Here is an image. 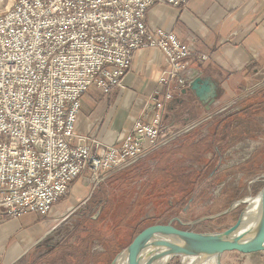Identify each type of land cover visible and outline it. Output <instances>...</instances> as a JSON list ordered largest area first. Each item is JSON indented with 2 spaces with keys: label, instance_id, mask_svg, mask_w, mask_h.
Listing matches in <instances>:
<instances>
[{
  "label": "built area",
  "instance_id": "built-area-1",
  "mask_svg": "<svg viewBox=\"0 0 264 264\" xmlns=\"http://www.w3.org/2000/svg\"><path fill=\"white\" fill-rule=\"evenodd\" d=\"M187 2L15 0L0 14V223L48 213L79 177L87 173L99 183L194 128L174 130L165 114L190 87L185 62L199 55L145 22L156 3ZM149 47L168 63L158 78L166 91L155 99L151 120L140 117L119 144L77 134L82 96L93 85L106 93L122 86L133 54Z\"/></svg>",
  "mask_w": 264,
  "mask_h": 264
},
{
  "label": "crops",
  "instance_id": "crops-1",
  "mask_svg": "<svg viewBox=\"0 0 264 264\" xmlns=\"http://www.w3.org/2000/svg\"><path fill=\"white\" fill-rule=\"evenodd\" d=\"M145 22L152 29L176 34L195 49L199 56L185 62V74L193 77L191 82L196 77H210L218 85V97L210 110L189 88L167 104L165 117L174 130L188 124L197 127L195 133L211 131L201 142L189 144L199 148L196 161L203 160L207 151L221 155L234 142L251 138L257 130L252 116L264 106V0H188L181 7L156 3L147 11ZM200 55H206L207 59ZM167 67L166 57L159 48L136 51L122 86H113L106 93L93 85L82 96L77 134L105 145L119 144L140 117L151 120L157 112L153 109L154 101L163 98L166 91L158 78ZM156 156L159 158L160 154ZM161 156L165 161L156 179L153 184L145 183L148 205L163 209L169 201L167 205L173 210L186 200L191 203L206 184V180H197L207 172L191 167L185 160L189 157L186 153L171 151ZM220 162L221 156L218 166L208 173V179L216 177ZM81 177L89 180L87 173ZM77 181L69 188L66 200L62 199L67 194L48 213L26 212L0 223V264H13L22 258L30 243L49 231L52 220L67 214L71 209L68 200L79 191ZM196 184L190 196L191 191L185 188ZM120 190L125 191L122 187ZM141 222L137 221L136 227ZM153 225L157 224L149 226Z\"/></svg>",
  "mask_w": 264,
  "mask_h": 264
},
{
  "label": "rangeland",
  "instance_id": "rangeland-1",
  "mask_svg": "<svg viewBox=\"0 0 264 264\" xmlns=\"http://www.w3.org/2000/svg\"><path fill=\"white\" fill-rule=\"evenodd\" d=\"M14 1L0 0V14ZM240 106L243 108L241 103ZM260 108L262 110L252 116L257 127L255 134L234 142L221 155L207 151L203 160L196 161L199 148L189 144L201 142L211 135V131L195 133L197 127H194L176 137L173 134L168 143L99 183L79 177L76 183L79 191L68 200L71 209L64 217L52 220L49 231L41 239L31 242L25 255L13 264H112L116 256L147 226L168 224L177 218L181 221L176 220L173 224L183 230L218 232L231 227L252 204L250 198L255 197L264 186V106ZM165 135L168 139L169 133ZM171 151L188 154L185 160L191 167L207 172L197 180H206V184L199 194L194 195L193 201L188 204L186 200L173 210L167 205L169 201L161 209L157 205H148L144 196L145 183L149 181L153 184L158 169L164 164L165 158L161 154H170ZM220 156L216 177L208 179V173L218 166ZM197 184L185 188L191 191L190 196ZM121 187L125 190L123 193ZM67 197L68 194L62 200ZM171 200L176 203L175 198ZM240 200L243 202L225 213ZM137 221L143 222L136 227ZM185 262L178 255L167 264ZM221 264H264V251L226 252L221 257Z\"/></svg>",
  "mask_w": 264,
  "mask_h": 264
},
{
  "label": "water",
  "instance_id": "water-1",
  "mask_svg": "<svg viewBox=\"0 0 264 264\" xmlns=\"http://www.w3.org/2000/svg\"><path fill=\"white\" fill-rule=\"evenodd\" d=\"M198 100L210 110L218 97V85L210 77H196L190 84ZM252 199L248 208L231 227L218 232H196L176 227L173 222L157 224L142 230L134 240L121 251L112 264H118L121 257L125 264H158L175 247L193 248L213 253L217 264L226 252L245 253L264 251V186ZM242 200L233 204L231 211ZM253 205V206H252ZM178 256V255H175ZM170 257L168 260H170Z\"/></svg>",
  "mask_w": 264,
  "mask_h": 264
},
{
  "label": "bare ground",
  "instance_id": "bare-ground-1",
  "mask_svg": "<svg viewBox=\"0 0 264 264\" xmlns=\"http://www.w3.org/2000/svg\"><path fill=\"white\" fill-rule=\"evenodd\" d=\"M166 255L167 256L163 258L158 264H167L169 261L168 259L173 255L182 256L183 259L186 260V264H217L216 255L199 249L175 247ZM123 259L124 258L121 257L118 261V264H125V260Z\"/></svg>",
  "mask_w": 264,
  "mask_h": 264
}]
</instances>
